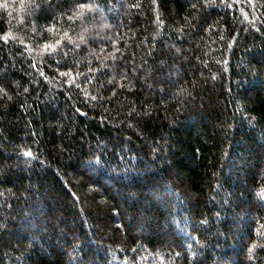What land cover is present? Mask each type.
Here are the masks:
<instances>
[{
	"label": "trees",
	"instance_id": "trees-1",
	"mask_svg": "<svg viewBox=\"0 0 264 264\" xmlns=\"http://www.w3.org/2000/svg\"><path fill=\"white\" fill-rule=\"evenodd\" d=\"M0 264H264V0H0Z\"/></svg>",
	"mask_w": 264,
	"mask_h": 264
},
{
	"label": "snow or ice",
	"instance_id": "snow-or-ice-1",
	"mask_svg": "<svg viewBox=\"0 0 264 264\" xmlns=\"http://www.w3.org/2000/svg\"><path fill=\"white\" fill-rule=\"evenodd\" d=\"M80 7L81 8H83L84 7V5H80ZM57 43H59V41H57ZM46 47H52V46H50V45H46ZM27 155H31V153H26ZM253 247H255V245H253ZM251 251V250H250Z\"/></svg>",
	"mask_w": 264,
	"mask_h": 264
}]
</instances>
